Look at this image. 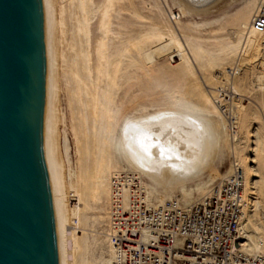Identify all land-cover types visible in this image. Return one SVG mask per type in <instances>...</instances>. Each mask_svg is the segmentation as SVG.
I'll use <instances>...</instances> for the list:
<instances>
[{
  "label": "bare ground",
  "instance_id": "obj_1",
  "mask_svg": "<svg viewBox=\"0 0 264 264\" xmlns=\"http://www.w3.org/2000/svg\"><path fill=\"white\" fill-rule=\"evenodd\" d=\"M49 1L51 69L47 147L60 219L61 262L71 264L72 241L77 250L76 254L72 253V264H113L115 251L109 238L110 216L96 217L94 214L109 215L110 181L116 173L121 172L115 158L114 139L121 133L120 151L125 163L138 175L146 199L152 206L171 199L156 203L151 198L154 193L152 188L143 182L142 177L164 192L173 191L176 186L198 178L210 168L224 139L229 137L231 144H237L240 130L237 128V131L234 126L237 124L243 128L246 121L243 123V120L239 122L234 118L229 122L224 119L226 111L223 93L220 92L231 89L232 96H240L234 84L236 70L241 68L240 62L250 52L254 50L258 53L261 43H264L260 42L264 39V33L255 32L251 26L260 5L256 6L254 1L246 2L244 7L224 19L225 23L217 35L204 37L200 31H196L199 25H184L181 20L206 14L223 0H174L177 12L172 17L166 0H139L143 9L148 10L147 16L139 12L141 4L135 6L136 0H100L98 7L94 5V0H67V5L61 6L59 21L56 19L54 0ZM224 1L236 3L238 0ZM124 2L128 3L131 18L128 23L119 22V31L115 34L120 39L116 45L111 37L112 20H118ZM94 20L96 37L92 43L91 24ZM144 21L151 23L146 29L143 28L146 25L142 24ZM129 26H139L145 30L125 33ZM228 29L235 31L234 40L227 35ZM56 31L60 32L66 43L62 59L69 67L65 84L69 88L77 172V189L69 200L74 201L72 211L76 215V194L79 201L76 226L81 228L80 233L70 225L69 188L64 177L65 161L62 160L58 143V124L61 120L57 109ZM126 35L128 37L124 39ZM156 45L172 48L174 57L179 60L177 69L172 71L176 77H189L197 81L198 70L209 81L214 80L215 88L220 89H212L208 93L199 90L197 93V103L188 109L203 116L164 111L131 121L122 129L126 108L123 103H116L118 92L125 86L129 89L132 86L129 82L139 79L136 72L143 74L141 61L144 51ZM181 78H177L178 84ZM257 80L261 84L263 77ZM156 87L151 80L144 85L148 96ZM65 150L67 153L68 149ZM235 166L243 168L241 164L234 163L230 173ZM252 184H259L260 195L264 197V162L259 181ZM244 188L242 199L245 202ZM123 196L126 202L127 189L123 191ZM100 220L107 221V229L105 233L98 234ZM244 228L242 226L243 239L251 243ZM246 248L250 252L261 251L258 245L251 248L246 243Z\"/></svg>",
  "mask_w": 264,
  "mask_h": 264
},
{
  "label": "rangeland",
  "instance_id": "obj_2",
  "mask_svg": "<svg viewBox=\"0 0 264 264\" xmlns=\"http://www.w3.org/2000/svg\"><path fill=\"white\" fill-rule=\"evenodd\" d=\"M249 1H254L256 6L260 5V10L262 7H264V0H238L236 3H228L223 0L220 3H217L210 12L199 17L191 16L182 19L181 22L184 23V25H199L200 27H198V29H200L198 30L196 28V31H200L199 33H201V35L204 37H210V35L214 36V34H218L219 29L225 23L224 19H226L227 16H231L236 13L237 10L244 7L245 3ZM139 3L141 4L139 0H136L135 6L139 7ZM225 3H227V5ZM99 4L100 0H94V5L96 7H98ZM166 4L168 6V12L172 13L170 17H172L174 15L173 13L177 12V9L174 6V0H166ZM54 5L56 19L59 21L61 6H66L67 0H54ZM140 6V10L138 7H136L138 8L139 12L144 16L149 15L148 10L143 9L142 4ZM121 9L122 11L119 14L120 16L118 20L113 19L111 26L113 31V35L111 37L113 38V42L116 45L119 43L120 39L118 36L117 38L115 34L117 31H119V22L122 21L128 23L130 22L131 18L130 13L128 12L129 7L127 2L122 4ZM260 10H258V12ZM95 24L96 20H94L91 24L92 43L96 37ZM142 24H146L143 28L146 26L149 27L151 25V23L147 21H144ZM148 24L150 25L148 26ZM138 27L139 26H129L125 33H130L132 30L138 32L139 29L142 31L143 28ZM127 35L126 38L124 36V39H127ZM227 35L232 40H234L236 36L235 31L232 29L227 30ZM55 39V44L57 47V109L59 110L58 113L60 114L59 117L61 120L58 124V143L62 160L65 161L64 177L70 194L67 196L68 215L71 222L70 225L76 229L77 233H80L81 228L76 226L79 208V201L76 199V194L74 197L77 202L76 215L75 212L72 211L74 204L72 205L69 203V197L72 195V192L74 194L75 190L77 189V172L75 166V145L72 132V117L69 108V88H67L68 86L65 84V78L68 77L67 75L69 73V67L67 64H65V62H63L62 59V54L64 53L63 51L65 50L64 46L66 43L62 39L59 31H56ZM263 41L264 39L260 42ZM261 44V49H259L258 53H256L254 50L250 52L247 57H245L244 60L240 62V64H242V66H240L241 68L236 70L237 78L234 84L239 91L240 96H232L230 94L232 93L231 89H225L223 92H220V94L223 93V104L226 111L224 119L229 120V122H232L234 118L236 119L235 121L240 122L243 120V123L246 121V123L243 125V128H241V125L239 126L237 124L234 126L236 127V130L237 128L240 130L238 143L231 144L229 137L228 139H224L220 150L218 151L217 156L213 160L210 168L198 178L176 186L173 191L164 192L162 189L154 187L150 181L144 179L143 177L141 179L149 188H152L154 193L151 198L156 203L163 200L176 199L184 205H189L192 203H197L204 197L208 196L212 188L225 180L231 174L230 172L234 163L241 164L244 168H242V171L243 173L245 172L244 175L246 184L244 191L247 199H245L247 206L245 208L242 226H245L244 229L246 235L251 240V243L249 241L245 242L249 244V247L251 248H253V245H258L261 247L260 252L264 254V197L260 195L259 184H252L253 182L259 181V176L262 173V163L264 162L262 159V155L264 153V43ZM174 56L175 53H173L172 48H165L156 45L153 47H147L145 49L144 56L141 61L143 74L141 71H137L136 75L139 77V79L137 81L129 82L132 85L129 89H127L126 86L122 87L116 97V103H123L126 108V113L121 124L122 129L131 121L144 117L149 118L158 112L164 111H176L186 115L203 116L202 114L192 112L190 109H188L197 103V93L199 90L208 93L212 89L220 88H215L217 85L215 84L214 80L209 81L198 70H196L197 81L189 77H176L175 74H172V71L177 69L179 60ZM259 77H263L261 84L257 80ZM177 78H181L180 84L177 83ZM149 80H151V83L154 81V83L157 85L156 88H153V96L152 94L148 96L146 90L144 89V85ZM211 85H213V87ZM162 100L164 102L160 103ZM149 107L152 108L146 109ZM218 125L222 128V123L219 120ZM120 140L121 133H119L114 139L116 150L115 158L119 165L118 171H130L132 174H136L130 170V168L125 163L123 155L120 151ZM65 149H68V154L66 153ZM184 196H186V198H184ZM257 203H259V205H257ZM94 216L109 217L108 213H96ZM106 224V220H100V224L97 225V230L99 232L98 234L102 232L105 233V230L107 229ZM251 251L258 253L255 252V250ZM70 252L72 264V261H74L72 253L76 254L77 252L75 248V242L71 241Z\"/></svg>",
  "mask_w": 264,
  "mask_h": 264
},
{
  "label": "water",
  "instance_id": "obj_3",
  "mask_svg": "<svg viewBox=\"0 0 264 264\" xmlns=\"http://www.w3.org/2000/svg\"><path fill=\"white\" fill-rule=\"evenodd\" d=\"M50 53V1L0 0V264H62Z\"/></svg>",
  "mask_w": 264,
  "mask_h": 264
},
{
  "label": "built area",
  "instance_id": "obj_4",
  "mask_svg": "<svg viewBox=\"0 0 264 264\" xmlns=\"http://www.w3.org/2000/svg\"><path fill=\"white\" fill-rule=\"evenodd\" d=\"M251 26L264 33V7ZM244 183L242 168L235 166L197 203L171 199L152 206L136 174L116 173L109 211L113 264H264V254L248 251L243 239Z\"/></svg>",
  "mask_w": 264,
  "mask_h": 264
}]
</instances>
